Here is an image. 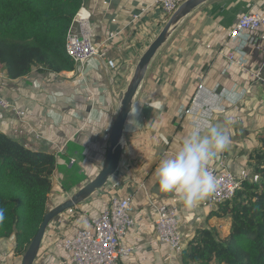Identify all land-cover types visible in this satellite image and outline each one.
<instances>
[{
  "label": "crops",
  "instance_id": "obj_1",
  "mask_svg": "<svg viewBox=\"0 0 264 264\" xmlns=\"http://www.w3.org/2000/svg\"><path fill=\"white\" fill-rule=\"evenodd\" d=\"M81 2L90 14L93 42L113 61L112 68L104 60L90 58L70 72L53 74L33 68L17 80L7 79L0 68V93L11 105L0 108V131L55 157L47 211L101 170L122 95L140 57L161 29L154 0ZM263 11L264 3L255 0H209L177 25L155 53L135 94L132 109L136 111L124 126L119 168L108 180L113 187L93 193L54 218L33 264H74L64 240L90 228L113 197L128 199L134 219L121 241L131 252L119 264H180L181 251H171L156 238L154 221L160 208H176L182 249L197 227L226 234L225 221L209 217L214 208L207 198L186 208L177 194L158 190L154 173L160 160L173 156L194 126L203 131L213 124L227 129L231 144L207 167L229 171L238 179L250 177L249 153L264 133V25L229 36L242 14ZM229 55L244 67L228 60ZM259 69L263 81L252 75ZM14 109L23 115L17 116ZM8 240L7 245L0 240V264H20L22 256L14 254V241Z\"/></svg>",
  "mask_w": 264,
  "mask_h": 264
},
{
  "label": "trees",
  "instance_id": "obj_2",
  "mask_svg": "<svg viewBox=\"0 0 264 264\" xmlns=\"http://www.w3.org/2000/svg\"><path fill=\"white\" fill-rule=\"evenodd\" d=\"M81 0H0V68L9 80L33 68L60 74L75 69L66 36ZM162 27V25H161ZM56 166L52 153L25 147L0 131V240L12 238L22 256L45 213ZM251 175L209 217L225 221L226 234L197 227L179 254L180 264H264V133L249 153ZM112 176L110 179H112ZM109 182L103 190H109Z\"/></svg>",
  "mask_w": 264,
  "mask_h": 264
},
{
  "label": "built area",
  "instance_id": "obj_3",
  "mask_svg": "<svg viewBox=\"0 0 264 264\" xmlns=\"http://www.w3.org/2000/svg\"><path fill=\"white\" fill-rule=\"evenodd\" d=\"M186 1L154 0V5L158 6L160 11L162 27L176 8ZM255 1L264 3V0ZM73 21L78 23L79 29L78 31L69 29L66 36L65 52L74 65L82 66L88 59L98 58L106 61L107 66L112 68L113 61L107 59L105 53L93 42L90 14L84 8H80ZM262 25H264V11L244 13L237 19L230 31L229 38L237 37L244 30L254 31ZM226 58L235 61L239 67H244L243 63L240 60H234L232 55ZM260 73L261 69L252 73L257 81H263ZM2 75V71H0V78H3ZM10 107V103L0 93V108L6 110ZM14 113L17 116L23 115L16 109H14ZM208 170L216 177L217 187L215 192L207 197V202L210 207L216 208L233 196L240 178L238 179L229 171L217 172L211 167H208ZM129 208L128 199L113 197L101 213L92 219L90 228L79 230L74 237L64 240L63 247L71 255L73 263L119 264V259L131 252L130 248L123 247L121 244L126 232L134 224V219L129 214ZM176 213L175 207L160 208L154 221V232L160 243L168 245L173 252H180L182 246L175 220Z\"/></svg>",
  "mask_w": 264,
  "mask_h": 264
},
{
  "label": "water",
  "instance_id": "obj_4",
  "mask_svg": "<svg viewBox=\"0 0 264 264\" xmlns=\"http://www.w3.org/2000/svg\"><path fill=\"white\" fill-rule=\"evenodd\" d=\"M209 0H187L186 2L180 4L176 10L167 19L157 36L149 44L145 52L140 57L134 73L122 95L120 107L117 116L112 123L110 133H109V146L106 152L105 160L103 166L99 173L87 183L84 187L79 189L74 195L66 199L63 203L57 207L48 210L43 218L42 224L32 239L27 249L21 257L20 264H33L40 245L43 239L45 230L48 224L56 217L62 215L74 206L82 203L87 198H89L93 193L102 190L107 184L110 177H112L119 168L120 158L122 154V136L124 131V126L128 115L133 106V101L138 88L143 81L145 74L147 72L148 66L154 57L155 53L161 48L167 41L168 37L175 30L177 25L193 10H195L200 5L208 2ZM79 26L76 21H73L71 25L72 31H78Z\"/></svg>",
  "mask_w": 264,
  "mask_h": 264
},
{
  "label": "clouds",
  "instance_id": "obj_5",
  "mask_svg": "<svg viewBox=\"0 0 264 264\" xmlns=\"http://www.w3.org/2000/svg\"><path fill=\"white\" fill-rule=\"evenodd\" d=\"M135 111L133 108L130 115ZM230 144L231 137L222 125L209 124L203 131L194 126L176 153L160 160L154 173L158 190L177 194L186 208L198 206L217 187L216 177L208 170V162L227 150ZM4 220L5 209L0 208V223Z\"/></svg>",
  "mask_w": 264,
  "mask_h": 264
},
{
  "label": "rangeland",
  "instance_id": "obj_6",
  "mask_svg": "<svg viewBox=\"0 0 264 264\" xmlns=\"http://www.w3.org/2000/svg\"><path fill=\"white\" fill-rule=\"evenodd\" d=\"M3 241H4L3 243H4L5 245H7V243H8L9 240H8V239H5V240H3Z\"/></svg>",
  "mask_w": 264,
  "mask_h": 264
}]
</instances>
